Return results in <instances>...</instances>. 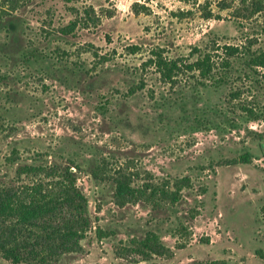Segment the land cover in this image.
I'll return each mask as SVG.
<instances>
[{
    "label": "rangeland",
    "instance_id": "374dc122",
    "mask_svg": "<svg viewBox=\"0 0 264 264\" xmlns=\"http://www.w3.org/2000/svg\"><path fill=\"white\" fill-rule=\"evenodd\" d=\"M238 6V0H0V181L15 182L17 164L71 165L88 200L92 229L81 242L84 252L57 264H135L116 257L115 247L149 231L173 256L137 264H264L256 254H264V121L246 122L226 100L239 88L241 103L263 109L264 88L247 78L241 58L225 81L217 71L203 86L182 79L170 87L144 66L156 48L185 57L211 40L240 46L246 34L260 32L264 14L241 26ZM69 7H91L97 24L60 34L78 18ZM14 150L19 159L8 165ZM244 154L250 163L218 165ZM96 166L128 167L140 179L189 177L192 187L163 211L117 208L113 184L90 176ZM180 225L187 237L176 235ZM96 228L112 236L99 240ZM0 264L11 263L0 255Z\"/></svg>",
    "mask_w": 264,
    "mask_h": 264
},
{
    "label": "trees",
    "instance_id": "16d2710c",
    "mask_svg": "<svg viewBox=\"0 0 264 264\" xmlns=\"http://www.w3.org/2000/svg\"><path fill=\"white\" fill-rule=\"evenodd\" d=\"M80 0H63L72 4ZM234 17L241 26L251 22L255 17L264 14V0H238ZM228 8V6H224ZM78 18L58 29L62 35H71L78 25H96V18L91 7L78 10ZM136 13L138 11H135ZM81 15V16H80ZM211 14L208 13L209 17ZM264 36V25L260 26ZM258 34H246L240 46L232 44L220 46L217 40H211L204 48L192 47L185 57L166 56L163 49L156 48L149 52L144 66L152 68L163 84L176 86L182 79L204 82L228 77V70L236 58L244 60L246 76L257 78L264 88V48H258ZM130 53L139 51L130 47ZM225 81V80H224ZM219 84L223 85L225 82ZM141 89V87H139ZM135 91L130 90V94ZM242 91L234 88L227 94L228 104L233 105L243 115L246 122L264 121V108H256L241 103ZM260 139L261 134L253 133ZM18 154L14 150L5 158L8 165H15ZM249 154L236 159L220 162L218 165L248 164ZM74 165V164H73ZM73 166L60 164H17L15 182L9 184L0 181V255L11 264H57L69 254H81L84 248L81 242L92 229L88 211V200L78 187ZM140 179L139 172H129L128 167L118 166L112 171L96 166L90 170L92 179L98 182H111L114 186L113 203L117 208L142 204L152 212L166 210L176 206L183 197V191L192 187L189 177L167 178L156 180L153 176ZM140 184H135L136 181ZM205 189H201L205 193ZM195 213L191 215L195 217ZM97 239H106L112 232L99 228L95 231ZM176 235L187 237V229L182 225L176 229ZM177 248L183 247L181 244ZM116 257L131 263L149 261L151 258H171L173 252L167 248L161 237L149 231L142 239L132 238L127 244L120 243L115 247ZM264 261V254L256 253ZM190 264H225L222 260L211 262L196 261Z\"/></svg>",
    "mask_w": 264,
    "mask_h": 264
}]
</instances>
